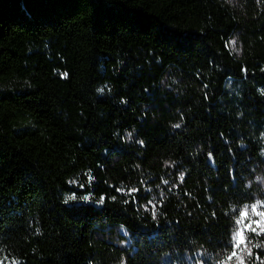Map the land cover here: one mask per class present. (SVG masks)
<instances>
[{"label":"trees","instance_id":"trees-1","mask_svg":"<svg viewBox=\"0 0 264 264\" xmlns=\"http://www.w3.org/2000/svg\"><path fill=\"white\" fill-rule=\"evenodd\" d=\"M242 4L0 0V264H264V0Z\"/></svg>","mask_w":264,"mask_h":264},{"label":"snow or ice","instance_id":"snow-or-ice-1","mask_svg":"<svg viewBox=\"0 0 264 264\" xmlns=\"http://www.w3.org/2000/svg\"><path fill=\"white\" fill-rule=\"evenodd\" d=\"M176 127H179V125H176ZM181 179H183V177H181ZM68 199L69 200H75V199H77V197L75 195H73V196H70ZM83 199L85 201H87V200H89V197L85 196V197H83ZM65 202H68V201L66 200ZM102 202H103V198L101 199L100 203H102ZM260 203H261L260 201H257L256 204L251 205L252 212H254V213L256 212L257 205H259ZM244 207H245V210L240 211V213H239V215L241 217H244V216L247 215V208H248V206H244ZM257 215H259L261 217H264V212H259V213H257ZM154 216H155V213H154ZM240 222L241 221L239 219L236 220V224L237 225H239ZM254 223H256L257 225H260V221L259 220L254 221ZM251 230L253 232H256V229L255 228H252ZM261 231L264 232V226H261ZM257 235H259V233H257ZM238 236H239V232H237V231H234L233 232V235L231 236V240L236 242V244H235L236 247H238L240 243H243V240L242 239H240V240L237 239ZM257 247H259V245H257ZM248 253H249V255L251 254V249H248ZM231 255L232 256H235L236 255V252L233 251ZM228 258L231 259V256H229ZM241 264H243L242 261H241Z\"/></svg>","mask_w":264,"mask_h":264},{"label":"rangeland","instance_id":"rangeland-1","mask_svg":"<svg viewBox=\"0 0 264 264\" xmlns=\"http://www.w3.org/2000/svg\"><path fill=\"white\" fill-rule=\"evenodd\" d=\"M226 1L229 3V5H231L234 8L241 9L243 7L242 0H226ZM228 47L231 50V52L238 53L239 45H238V42L236 40V37H233L229 40ZM121 232H123L122 228L116 227L115 228V234L111 238L117 244L122 243V241H120L119 238H117L118 234Z\"/></svg>","mask_w":264,"mask_h":264}]
</instances>
